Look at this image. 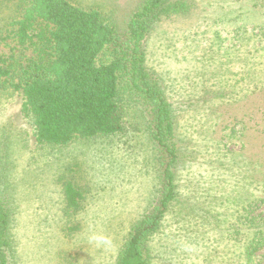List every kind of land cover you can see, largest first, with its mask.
Masks as SVG:
<instances>
[{
	"label": "rangeland",
	"instance_id": "1",
	"mask_svg": "<svg viewBox=\"0 0 264 264\" xmlns=\"http://www.w3.org/2000/svg\"><path fill=\"white\" fill-rule=\"evenodd\" d=\"M20 1L0 0V56L16 68L34 56L2 41ZM72 1L99 9L126 39L147 0ZM182 1L189 9L162 17L145 47L178 141V200L151 238L153 264H243L249 226L264 228V0ZM124 88L125 133L65 147L40 146L23 93L0 89V187L18 264H115L158 182L145 101ZM70 182L77 209L66 203Z\"/></svg>",
	"mask_w": 264,
	"mask_h": 264
},
{
	"label": "trees",
	"instance_id": "2",
	"mask_svg": "<svg viewBox=\"0 0 264 264\" xmlns=\"http://www.w3.org/2000/svg\"><path fill=\"white\" fill-rule=\"evenodd\" d=\"M189 9L182 0H147L129 22L127 37L93 7L72 0H21L6 23L3 40L33 49V58L18 68L0 56V89L21 91L40 146L65 147L75 140L125 133L127 94L124 85L145 101L139 116L146 120L157 162L152 201L134 224L115 264H153L151 238L178 200V141L175 107L162 80L146 65V42L164 16ZM0 185H3L0 182ZM0 187V264H18L11 210ZM67 206L79 207L82 194L71 182L64 188ZM254 233L242 253L243 264H258L264 228Z\"/></svg>",
	"mask_w": 264,
	"mask_h": 264
}]
</instances>
